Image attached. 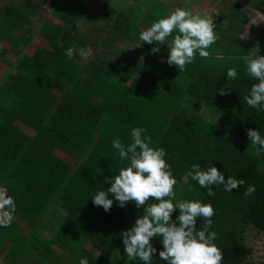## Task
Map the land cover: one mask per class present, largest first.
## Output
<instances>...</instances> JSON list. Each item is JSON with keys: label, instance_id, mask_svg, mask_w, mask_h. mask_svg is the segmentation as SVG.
<instances>
[{"label": "trees", "instance_id": "trees-1", "mask_svg": "<svg viewBox=\"0 0 264 264\" xmlns=\"http://www.w3.org/2000/svg\"><path fill=\"white\" fill-rule=\"evenodd\" d=\"M95 2L13 0L0 8V71L8 70L0 81V190L14 198V218L32 231L41 260L57 247L74 264L81 259L107 263L124 245L121 233L134 226L143 208L134 202L120 207L109 193L114 203L106 212L92 198L111 187L106 178L128 165L113 140L127 146L132 129L140 127L147 130L152 147L166 151L178 184L195 191L196 200L213 205L211 230L218 233L214 243L223 253L222 264H260L251 258L247 232L264 233V152L255 155L247 131L264 136V105L256 109L244 100L258 81L246 73L242 58L260 41L263 52L258 55H264V30L248 40L235 34L251 9L264 15V0H246L247 9L233 7L234 35L218 44L225 66L202 75L193 72L192 64L176 72L159 66L153 55L147 61L123 62L108 46L97 50L86 32ZM45 5L58 25L46 21ZM38 15L43 24L33 31L32 18ZM116 15L122 18L113 19ZM107 19L109 27L121 31L131 16L111 8ZM89 46L92 55L82 58L79 50ZM68 48L76 49L72 59ZM12 52L14 62L6 58ZM229 68H236L235 80L227 78ZM203 76L209 79L203 81ZM221 88L230 94L221 95ZM22 126L35 136L26 135ZM194 164L201 170L215 166L225 180L233 176L245 184L232 192L213 185L215 195L209 196L189 175ZM250 185L256 191L246 196ZM178 215L177 209L173 221ZM155 239V262L167 264L159 258L162 238Z\"/></svg>", "mask_w": 264, "mask_h": 264}, {"label": "clouds", "instance_id": "clouds-1", "mask_svg": "<svg viewBox=\"0 0 264 264\" xmlns=\"http://www.w3.org/2000/svg\"><path fill=\"white\" fill-rule=\"evenodd\" d=\"M264 21L260 17L252 24ZM212 15L193 13L191 10L177 7L166 17L160 18L146 30L142 31L139 39L148 44L155 43L157 47L151 52H160V45H167L169 55L167 63L175 65L182 72L187 65L193 63L196 55L209 58L208 49L215 44L217 34ZM175 33V35H174ZM259 43L243 57L246 62V73L258 83L252 85L249 95L244 97L247 105L259 109L264 105V55H258ZM75 48H68L66 55L73 58ZM82 58L92 55V48L80 49ZM238 76L236 68H229L227 78L235 80ZM232 89L231 87H229ZM221 95L230 94L220 89ZM144 128H134L131 131L132 143L125 146L120 139L113 140V147L118 150L122 161H128L126 167L118 169L111 179L106 182L111 187L105 191L99 190L92 198L95 206L103 207L107 212L113 207L111 193L120 207L134 202L137 208H143L130 229L123 231L125 255L130 260H139L144 264H152L157 248L153 246V238H162L163 250L159 251V258L167 264H222L224 259L221 249L214 241L218 233L212 231L215 209L211 203L198 200L176 199L175 187L178 184L171 166L165 159L167 153L163 148L152 147V139L146 135ZM247 136L250 146L255 149V155L264 152V136L259 130L249 129ZM191 179L197 181L201 188H206L207 195L214 196L213 185H223L224 190L232 192L245 181L225 175L215 166L201 170L199 164L192 166L189 173ZM256 191L254 185L245 188L246 196ZM149 201H155L149 203ZM16 203L12 196L0 190V227H9L14 219ZM179 210L176 221L173 213ZM203 223L197 227V221ZM80 264H89L87 259H81Z\"/></svg>", "mask_w": 264, "mask_h": 264}, {"label": "crops", "instance_id": "crops-1", "mask_svg": "<svg viewBox=\"0 0 264 264\" xmlns=\"http://www.w3.org/2000/svg\"><path fill=\"white\" fill-rule=\"evenodd\" d=\"M237 4L242 5L243 9L248 8L246 0H96L92 11V23L87 25L88 30L86 32L96 42L97 50L100 47L108 46L116 56L122 58L123 62H130L134 59L147 61L149 56L153 55L152 58L158 60L159 66L180 72L175 65L170 66L167 63L169 49L166 44L160 45V52L154 54L151 49L157 47V45L140 41V33L150 27L153 22L169 15L177 7L191 10L193 13L212 15L216 25L214 30L218 38L215 44L208 49L210 52L209 58H202L197 54L191 64L193 72H198L200 75L202 73L216 74V72L222 70L226 62L225 56L218 52V44L234 35L232 10L233 7H237ZM111 8L117 14L127 12L131 16L130 21L126 19V28H122L121 31H114L109 27L111 23L108 22L107 14ZM116 18H122V15H116L113 19ZM118 21H121V19H118ZM122 21L124 22V19ZM80 28L83 29L82 24H80ZM127 29L129 30L126 33ZM248 29V17H246L235 35L240 40H248L256 38L263 31L260 29L253 37H248ZM111 57L113 58L112 55ZM120 65L123 68L125 67L123 63ZM7 72L8 70L4 71L3 69L0 71V81L7 75ZM202 79L207 81L209 78L203 76ZM25 128L34 131L28 127ZM35 134L30 137H34ZM9 231H11L10 238L6 240ZM32 235V231L17 218L13 219L9 227H0V264H74L70 256L57 247L51 248L53 253L48 252L46 258L41 260L39 246ZM42 239L47 240L46 238ZM8 241L15 245L10 244Z\"/></svg>", "mask_w": 264, "mask_h": 264}, {"label": "rangeland", "instance_id": "rangeland-1", "mask_svg": "<svg viewBox=\"0 0 264 264\" xmlns=\"http://www.w3.org/2000/svg\"><path fill=\"white\" fill-rule=\"evenodd\" d=\"M10 1L13 0H0V8L3 7L5 5V3H9ZM45 8V12L43 14V16H45L46 21H48L49 23L58 25L59 23L56 21L55 18H53V16L51 15V13H49V7L48 5L44 6ZM262 17L258 10H254L251 9L249 14H248V24H249V29H248V37H253L257 31L264 30V21H261L258 24H252L253 21H258L259 18ZM43 24V19L40 16H34L32 19V29L33 31H35L38 27H40ZM257 42V41H256ZM255 42V43H256ZM259 43V48L260 51L259 53L263 52V42H257ZM257 44H255L253 47H255ZM253 47L249 48V52L253 49ZM246 48L243 47V52L245 51ZM247 53V52H246ZM15 54L9 53L6 58L10 61V62H14L15 61ZM243 59V58H242ZM243 63L245 62V60H242ZM245 66V64H244ZM4 71L7 70V68H3ZM8 73V72H7ZM202 112V110H200V113ZM206 116L208 117L209 114H211V112H207L205 113ZM21 130L24 132H28L26 134H28L29 136H33L35 134L34 131H30L29 129H26L25 127H20ZM24 132V133H25ZM175 191L177 195H181V197H186L189 196V198H186L185 200H196V196L197 193L195 191H193L192 189H188L187 187H185V185H179L177 184L175 187ZM176 195V196H177ZM247 245L250 248L252 254H251V258L252 260L260 263V264H264V233H260L258 230L254 229V228H250L248 229L247 232ZM152 244L154 247H156L158 249V241L153 238L152 240ZM125 246L122 245L120 250H118L116 253H114L111 257L110 260H108L107 263L105 264H144V262L137 260H130L127 258V256L125 255ZM156 259H155V254L153 256V261L152 264H156Z\"/></svg>", "mask_w": 264, "mask_h": 264}, {"label": "water", "instance_id": "water-1", "mask_svg": "<svg viewBox=\"0 0 264 264\" xmlns=\"http://www.w3.org/2000/svg\"><path fill=\"white\" fill-rule=\"evenodd\" d=\"M254 10H255V9H254ZM258 12H259V11H258ZM259 14H260L261 16H263V17H264V15H263L262 13H260V12H259Z\"/></svg>", "mask_w": 264, "mask_h": 264}]
</instances>
